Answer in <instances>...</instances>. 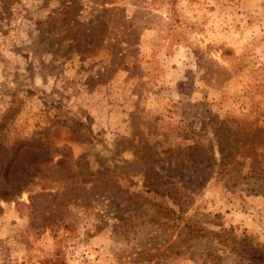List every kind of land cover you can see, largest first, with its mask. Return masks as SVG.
I'll return each instance as SVG.
<instances>
[{"label": "rangeland", "instance_id": "374dc122", "mask_svg": "<svg viewBox=\"0 0 264 264\" xmlns=\"http://www.w3.org/2000/svg\"><path fill=\"white\" fill-rule=\"evenodd\" d=\"M0 264H264V0H0Z\"/></svg>", "mask_w": 264, "mask_h": 264}, {"label": "trees", "instance_id": "16d2710c", "mask_svg": "<svg viewBox=\"0 0 264 264\" xmlns=\"http://www.w3.org/2000/svg\"><path fill=\"white\" fill-rule=\"evenodd\" d=\"M47 142H49V140L39 139V140L35 141V144H36L35 147L38 148V149H40L42 152H45L42 148H43V145H45ZM51 147H52V149L54 151H58V152L63 151L64 148H66L65 146L58 147V146H54V145L51 146ZM148 180H149V177L147 176V174H144V180L142 181V186L145 188L144 190L146 192L156 193V194H158L160 196H167V197L171 198L173 201L179 202V198H176L174 195H172L171 193H169V191H167V190L159 191L158 188L154 186V183H150ZM170 214L175 215V212L173 210H170ZM184 230L186 231L187 234L192 235L194 237H203L205 235L204 232H206V231L210 232L209 230H206L204 227L199 226V225H196V224H193V223H187V224H185L184 225ZM220 231H222L223 233L222 232H214V235L217 238H220V242H223V240L225 239V237H230L231 238V243H232L231 249L234 252H237L238 254L239 253L241 255L242 254H245L244 249H242L243 248L242 245H240L239 243H237V245H236V242H235L236 241V236L235 235H234V237H232L231 235L227 234L228 232L225 231L224 228H221Z\"/></svg>", "mask_w": 264, "mask_h": 264}]
</instances>
